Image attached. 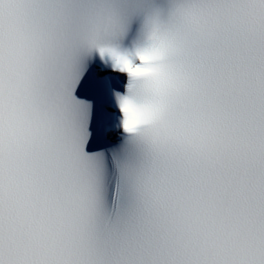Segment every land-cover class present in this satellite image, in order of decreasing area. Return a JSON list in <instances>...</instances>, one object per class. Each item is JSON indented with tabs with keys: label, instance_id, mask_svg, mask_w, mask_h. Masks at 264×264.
<instances>
[{
	"label": "snow or ice",
	"instance_id": "snow-or-ice-1",
	"mask_svg": "<svg viewBox=\"0 0 264 264\" xmlns=\"http://www.w3.org/2000/svg\"><path fill=\"white\" fill-rule=\"evenodd\" d=\"M0 264H264V0H0Z\"/></svg>",
	"mask_w": 264,
	"mask_h": 264
},
{
	"label": "clouds",
	"instance_id": "clouds-1",
	"mask_svg": "<svg viewBox=\"0 0 264 264\" xmlns=\"http://www.w3.org/2000/svg\"><path fill=\"white\" fill-rule=\"evenodd\" d=\"M130 112H131V109H130Z\"/></svg>",
	"mask_w": 264,
	"mask_h": 264
}]
</instances>
